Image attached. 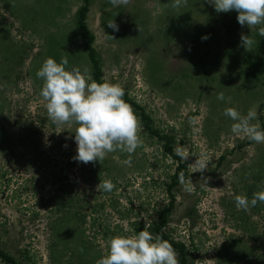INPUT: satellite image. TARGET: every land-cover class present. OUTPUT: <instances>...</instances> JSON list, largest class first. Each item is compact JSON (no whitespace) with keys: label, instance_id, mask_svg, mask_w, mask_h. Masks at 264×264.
I'll use <instances>...</instances> for the list:
<instances>
[{"label":"rangeland","instance_id":"374dc122","mask_svg":"<svg viewBox=\"0 0 264 264\" xmlns=\"http://www.w3.org/2000/svg\"><path fill=\"white\" fill-rule=\"evenodd\" d=\"M160 1L172 4L129 0L114 7L109 0H90L85 25L102 81L119 84L150 119V128L172 138V154L185 163L186 179L208 178L206 187L197 184L192 192L179 180L167 192L177 162L143 129L132 106L142 146L131 167L121 163L128 154L119 151L101 162L75 161L74 126L58 128L49 119L36 73L46 58L59 63L67 57L68 69L87 68L91 75L76 28L82 2L0 0V251L21 264H96L109 236L149 231L148 222L170 197L162 232L184 245L188 264H264V203L243 211L233 196L251 199L264 189V143L234 134V121L224 115L229 107L242 115L254 108L258 119L252 123L264 130V58L240 40L241 34L253 39L257 31L239 24L224 38L219 29L220 41L214 32L206 40L213 51L187 76L190 83L196 80L195 88L177 93L167 67L157 73L150 62L152 68H144L154 55L167 58L169 70L180 62L171 45L176 29L170 5ZM111 19L118 31L107 26ZM221 92L223 101L217 99ZM201 155L210 160L203 174L190 167ZM105 179L115 185L111 192L97 189Z\"/></svg>","mask_w":264,"mask_h":264},{"label":"clouds","instance_id":"9594fccd","mask_svg":"<svg viewBox=\"0 0 264 264\" xmlns=\"http://www.w3.org/2000/svg\"><path fill=\"white\" fill-rule=\"evenodd\" d=\"M114 6L126 5L129 0H109ZM217 13L235 11L241 26L256 29L264 37V0H208ZM187 5V0H172V6L178 8ZM107 26L118 31L119 26L111 19ZM108 38L113 39L110 36ZM207 39V37H202ZM241 46L250 47L255 41L248 35L241 34ZM67 57L59 63L51 57L46 58L37 71V78L43 81L40 97L49 119L58 128L63 125L74 126V141L77 145V162L88 164L103 161L109 153L122 152L128 158L122 164L131 167L132 154L142 146L140 122L134 111L123 99L124 89L119 84L98 83L85 68L68 69ZM218 100H225L224 94H217ZM224 115L234 123L231 131L243 135L256 143H264V130L252 121L258 119L256 109L250 108L242 115L235 108L224 110ZM186 159V158H185ZM210 163L208 157L201 155L190 167L193 172L203 174ZM179 182L184 190L192 192L196 185L206 187L208 178L201 175V180L193 183L184 173L179 174ZM111 192L115 185L111 180L100 181L97 189ZM217 190V189H215ZM237 209L249 211L258 202L264 203V189L254 192L251 199L246 194H233ZM106 252L96 264H180L178 253L172 244L159 234L153 235L141 230L132 235L109 236L105 241Z\"/></svg>","mask_w":264,"mask_h":264},{"label":"trees","instance_id":"16d2710c","mask_svg":"<svg viewBox=\"0 0 264 264\" xmlns=\"http://www.w3.org/2000/svg\"><path fill=\"white\" fill-rule=\"evenodd\" d=\"M82 4L78 7L76 11V28L79 31L80 37L83 40V49L86 53L87 61L90 65L91 69V77L98 83H103L100 76V69L98 65V58L96 56V52L92 47L93 36L89 33L85 25V16L88 12L89 2L90 0H81ZM166 4L170 5L168 8L169 12L173 17V22L175 24L176 35L172 37V44L174 46V50L178 53V59L180 62L176 61V66L168 69L167 58L158 55L149 57V61L146 65H144L145 69L149 70L152 68V64L157 66V73H160L163 70V66L167 67L166 70L169 74L173 75V86L171 88L177 89L184 88L185 90H189L193 87L196 80H190L187 78L193 71L199 69V62L205 56L211 54V47H213L210 43L206 44V40H211L212 35L215 32L214 40L220 41V33L219 29L222 30L225 38V34L227 36H232L234 32L239 28V23L236 22L237 13L233 15H226V13H217L214 10L212 4L208 2V0H187V5H183L177 12L171 11L172 4L169 2L160 1V5L163 7ZM174 10V9H172ZM204 36L207 39L202 40L201 43L198 36ZM253 40L256 42L252 45V52L264 58V37L257 35L253 36ZM219 41L217 43V47L219 46ZM225 41V39H224ZM215 43V42H214ZM232 44V43H231ZM225 45V44H224ZM223 45V49H224ZM216 47V46H215ZM224 54L229 53L230 49L223 50ZM200 53V54H199ZM169 56V53H168ZM152 64H151V63ZM262 68L264 70V61H262ZM182 77L185 78L186 82H182ZM194 77L197 78V75L194 74ZM264 77V76H263ZM159 79V76L157 77ZM181 79V80H180ZM180 80V81H179ZM198 80V79H197ZM195 86L192 88V90ZM178 93V92H177ZM123 99L133 108L138 110L139 118L141 119L143 129L147 131L149 135L155 137L159 142L162 143V151L167 156L173 158L177 162V166L173 175L169 177L170 183L167 186V192H170V189L176 184L177 180H179V174L181 172L184 173L185 176V163H182L178 157L172 154L171 141L172 138L167 135L160 134L157 130L150 128V119L144 114L143 110L140 109L137 105L132 103L125 93ZM257 181V180H255ZM172 197H170L169 202L166 206L162 207L158 212L155 220L148 222L147 229L154 236L159 234L164 240L169 241L173 248L178 253V259L180 264H188L187 259V251L184 248L182 243H177L168 238V236L164 235L162 229L166 224V218L172 209ZM0 260L4 264H21L20 261L14 259L12 256L5 252L0 251Z\"/></svg>","mask_w":264,"mask_h":264}]
</instances>
